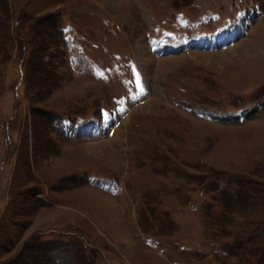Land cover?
Wrapping results in <instances>:
<instances>
[{
	"label": "rangeland",
	"instance_id": "1",
	"mask_svg": "<svg viewBox=\"0 0 264 264\" xmlns=\"http://www.w3.org/2000/svg\"><path fill=\"white\" fill-rule=\"evenodd\" d=\"M0 264H264V0H0Z\"/></svg>",
	"mask_w": 264,
	"mask_h": 264
}]
</instances>
